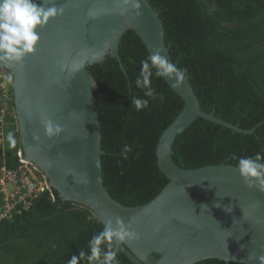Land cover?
Listing matches in <instances>:
<instances>
[{"label":"water","instance_id":"1","mask_svg":"<svg viewBox=\"0 0 264 264\" xmlns=\"http://www.w3.org/2000/svg\"><path fill=\"white\" fill-rule=\"evenodd\" d=\"M37 2L64 11L36 29L40 39L22 65L4 62L0 68L13 76L11 91L23 154L45 175L49 187L63 200L91 210L102 224L107 219L114 223L116 216L125 224L132 221L140 238L117 242L116 251L135 264H194L209 258L259 264L255 257L264 255V192L247 187L236 165L182 168L171 158L174 138L197 117L237 132H252L203 111L186 78L176 87L174 78L163 77L184 101L155 149L157 165L168 182L150 201L135 206L115 200L103 185L97 85L88 67L108 55L119 58L120 38L127 30L140 37L149 54L160 48L177 67L168 54L158 12L147 0H139V15L134 9L121 15L122 0ZM62 61L83 67L61 72ZM42 117L51 118L63 131L47 137ZM34 135L40 140L35 141ZM228 205L230 213L224 210Z\"/></svg>","mask_w":264,"mask_h":264},{"label":"trees","instance_id":"2","mask_svg":"<svg viewBox=\"0 0 264 264\" xmlns=\"http://www.w3.org/2000/svg\"><path fill=\"white\" fill-rule=\"evenodd\" d=\"M165 29L168 54L193 86L201 109L237 124L250 133L197 117L177 134L172 160L182 168L232 164L237 158L264 153V0H148ZM119 58L108 55L89 65L101 133L103 185L115 200L135 206L150 201L168 182L159 169L156 145L162 131L183 107V99L163 77L152 76V88L164 99L144 97L136 87L141 64L149 53L133 31L120 38ZM155 72V69H153ZM10 105L13 107L11 89ZM133 97L149 99L147 109L131 106ZM0 162L17 164L21 148L15 119L5 116ZM13 131L17 147H8ZM125 145L132 151L121 156ZM11 218L0 220V264H67L103 224L91 210L63 200L50 187L29 200ZM2 196L0 194V205ZM104 247L103 245L101 246ZM119 264H135L117 252ZM194 264H228L209 258ZM230 264H246L231 262Z\"/></svg>","mask_w":264,"mask_h":264},{"label":"clouds","instance_id":"3","mask_svg":"<svg viewBox=\"0 0 264 264\" xmlns=\"http://www.w3.org/2000/svg\"><path fill=\"white\" fill-rule=\"evenodd\" d=\"M122 4L123 7L120 10L121 15L127 13L129 9L136 10V15L140 14L139 9L141 5L139 0H122ZM63 11V7H57L55 4L45 6L43 2H37V0H0V63L10 62L22 65L25 57L35 51V46L40 39L36 29L38 27H43L48 23L50 18L62 14ZM161 52L162 49L156 48L140 62L141 68L139 76L135 80L136 87L143 91L144 97L151 100L157 98L160 100L164 99L163 94H157L151 86V78L153 75L157 77L174 78L176 87H179L187 76L186 68H177L173 63H170ZM82 67V65L78 67L74 63L66 61H62L59 64V70L61 72H76ZM153 69H155V72H153ZM6 79L10 84L13 83V76L11 74H9ZM149 99L133 97L131 99V106H134L137 111L147 109L149 107ZM11 111L12 106L9 102L5 116L11 115L13 117ZM14 117L17 129L16 115ZM41 123L44 126L45 135L49 138L57 136L63 131V126L55 123L49 117H42ZM5 126L6 121L4 127ZM0 138V146H2L3 132ZM33 139L39 141L40 136L34 135ZM6 140L9 148L14 149L17 147L18 140L13 131H9L6 134ZM19 150L23 154L22 149L20 148ZM131 151V146L125 145L121 152V156L126 159L127 153ZM16 157L18 161L17 153ZM232 158L237 159V168L246 186L249 188L255 187L259 191L264 192V153L257 152L252 156H241L238 158L233 155ZM3 161L4 155L1 162ZM37 170L40 171L38 168ZM216 206L219 207V205ZM224 210L230 213L232 211V206H225ZM139 238V234L132 227V221L125 224L123 219L119 216L114 218V223L113 219H107L106 222H103L102 229L89 239L88 251L86 252L80 249L78 255H72L71 258L68 259L67 264H119L116 251L117 242L126 243L128 241L138 240ZM102 245L104 246L103 248L101 247ZM255 259H258L259 264H264V255L255 257Z\"/></svg>","mask_w":264,"mask_h":264},{"label":"built area","instance_id":"4","mask_svg":"<svg viewBox=\"0 0 264 264\" xmlns=\"http://www.w3.org/2000/svg\"><path fill=\"white\" fill-rule=\"evenodd\" d=\"M5 82L6 78L0 74L1 135L5 125L6 108L10 96L9 88L4 84ZM17 156L18 163L13 168H8L4 161L0 163V194L2 196L0 220L11 218L14 212L20 211L19 205L26 208L31 198L36 197L38 193L43 192L45 189H49V185L46 183L47 180L44 178L41 180L37 177L39 171L24 158L20 150L17 152Z\"/></svg>","mask_w":264,"mask_h":264},{"label":"rangeland","instance_id":"5","mask_svg":"<svg viewBox=\"0 0 264 264\" xmlns=\"http://www.w3.org/2000/svg\"><path fill=\"white\" fill-rule=\"evenodd\" d=\"M2 72H3L4 75L2 74ZM0 74L6 78L10 73H9L7 70L0 69ZM4 84H6V86H7L8 88L11 87V84L8 82L7 79H6V82H5ZM11 112H12L11 114H12L13 117H14L15 114H14L13 107H12V111H11ZM14 118H15V117H14ZM37 177L40 178L41 180H43V178L46 179V178H45V175H44L42 172H40V171L37 173ZM46 183L48 184V181H47ZM48 185H49V184H48Z\"/></svg>","mask_w":264,"mask_h":264}]
</instances>
